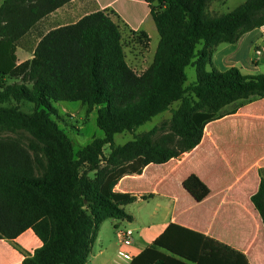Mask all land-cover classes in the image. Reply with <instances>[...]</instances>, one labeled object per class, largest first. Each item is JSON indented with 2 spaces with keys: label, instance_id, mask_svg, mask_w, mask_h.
Segmentation results:
<instances>
[{
  "label": "trees",
  "instance_id": "16d2710c",
  "mask_svg": "<svg viewBox=\"0 0 264 264\" xmlns=\"http://www.w3.org/2000/svg\"><path fill=\"white\" fill-rule=\"evenodd\" d=\"M71 1L0 0V130L32 137L26 143L0 139V240L13 241L30 229L41 242L21 264H86L104 221L131 220L123 207L135 197L114 192L123 176L189 152L200 143L206 124L264 98V74L246 76L234 67L219 72L211 62L216 47L264 27V0H247L220 16L208 13L211 0H143L159 42L140 74L126 62L120 27L106 11L50 30L32 58L18 63V41ZM131 32L148 44L145 32ZM188 66L194 67L196 81L186 86ZM7 78L20 82L8 84ZM12 101L35 109L24 113L10 106ZM52 102L95 108L103 137L74 153L50 117ZM175 102L179 105L168 123L115 145L116 134L135 132ZM106 145L108 156L103 155ZM259 175L251 202L264 227V170ZM183 188L196 202L209 194L195 175ZM129 264L248 262L227 245L170 224Z\"/></svg>",
  "mask_w": 264,
  "mask_h": 264
},
{
  "label": "crops",
  "instance_id": "0c3cea01",
  "mask_svg": "<svg viewBox=\"0 0 264 264\" xmlns=\"http://www.w3.org/2000/svg\"><path fill=\"white\" fill-rule=\"evenodd\" d=\"M99 11L109 13L120 28L145 32L150 41L147 29L153 31L155 24L149 5L143 0H72L40 20L18 42L34 28L39 27L38 33L43 36ZM40 38H35V47ZM25 40L30 45V39ZM35 47L30 51L17 45L23 51L18 54L16 50L18 63L31 59ZM211 62L219 72L234 67L246 76L264 73V27L244 34L234 44L216 47ZM176 108L168 110L170 119L171 110ZM134 133L132 140L123 145L133 141ZM260 170H264V98L254 99L235 113L206 124L200 143L189 152L162 164H148L141 173L125 175L117 182L114 192L136 200L123 207L130 221L109 219L120 239L118 261L113 264H129L170 224L231 247L244 255L248 264H264V227L251 202V196L259 189ZM190 175L197 176L209 190L201 202L183 188ZM102 224L95 241L100 240ZM122 232H129V245L123 243ZM39 247L41 242L30 229L13 241L0 240V264H21L26 254ZM120 255L127 260L120 259Z\"/></svg>",
  "mask_w": 264,
  "mask_h": 264
},
{
  "label": "rangeland",
  "instance_id": "374dc122",
  "mask_svg": "<svg viewBox=\"0 0 264 264\" xmlns=\"http://www.w3.org/2000/svg\"><path fill=\"white\" fill-rule=\"evenodd\" d=\"M247 0H211L208 5V13L212 16H220L234 10L239 5L243 4ZM39 28V27H38ZM38 28H34L29 36L30 45H27V41L22 39L17 43L18 46H25L28 50H33L35 43L37 42L35 38H40L42 34H39ZM122 34V44L125 54V59L128 65L139 74L148 64L152 61L154 53L156 51L159 36L154 27L153 31L147 29L150 34L149 44L143 40L140 42L135 34H132L131 30L121 27ZM30 46V47H28ZM18 54L23 53L21 49H17ZM33 56V55H32ZM30 60V59H29ZM20 61V59H19ZM27 61L22 60L20 63ZM187 76L186 86L191 85L196 81V73L194 67L188 66L185 69ZM264 74V73H261ZM20 80L13 78H7L8 84L19 83ZM54 112L51 113V119L56 122L58 127L62 129L67 137L72 142L73 151L76 153L82 147L90 144L94 139L102 138L103 133L96 125V114L97 110L93 108L88 110V108L81 103H51ZM179 103H173L171 108H176ZM10 106L19 108L24 113H32L35 109L33 104L27 102H15L12 101ZM170 111V110H169ZM169 111H166L156 117L151 121L143 124L136 130V134L133 136H140L146 131L150 130L155 124V127L161 126L163 123H168L170 116ZM3 138H13L19 140L22 143L28 142L32 137L24 131H16L14 133L9 131L0 130V139ZM132 140V133L117 134L114 136V143L116 145H123L125 142ZM103 155H109L108 146L103 148ZM101 165H104L102 163ZM100 240L95 241L91 247L89 257L86 264H113L118 261L116 257V251L119 248L120 239L114 232L113 226L110 220L103 222L100 228ZM101 252V253H100Z\"/></svg>",
  "mask_w": 264,
  "mask_h": 264
},
{
  "label": "built area",
  "instance_id": "2783aa9c",
  "mask_svg": "<svg viewBox=\"0 0 264 264\" xmlns=\"http://www.w3.org/2000/svg\"><path fill=\"white\" fill-rule=\"evenodd\" d=\"M121 236H122V239H123V243L125 245H129L130 244L129 232H124V233L122 232L121 233ZM119 258L120 259H126L127 260V258H126L125 255H120Z\"/></svg>",
  "mask_w": 264,
  "mask_h": 264
}]
</instances>
